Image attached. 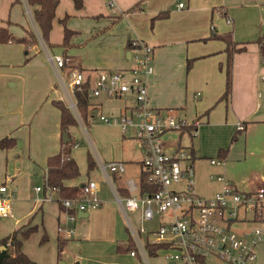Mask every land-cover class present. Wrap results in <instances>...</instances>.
I'll return each instance as SVG.
<instances>
[{"label": "crops", "instance_id": "crops-1", "mask_svg": "<svg viewBox=\"0 0 264 264\" xmlns=\"http://www.w3.org/2000/svg\"><path fill=\"white\" fill-rule=\"evenodd\" d=\"M139 2L140 6L134 7ZM161 12H167V17L152 20ZM63 19L64 25L61 23ZM7 21L10 22L9 31L16 37L25 35L31 28L29 23L36 28L23 0L21 3L0 0V24L6 27ZM64 26L75 33L67 49L60 47ZM211 31L218 34L230 32L233 41L239 44L254 42L264 33V0H186L185 3L179 0H83L80 9L74 7L73 0H58L49 34L51 48L43 42V45L29 47L30 59L25 63L23 45H0V140H16L14 148L0 149V187L5 186L12 195V202L25 208L21 219L16 222V229L37 227V231L23 241L24 253L25 242L42 233L41 239L46 238L44 243L51 238L56 240V245L58 239L67 243L76 241L74 251H77L81 264H117L118 255L115 256L114 252L127 254L130 259L127 264L142 263L126 250L116 251L117 247L126 244L129 232H121L118 218L120 215L123 219V216L112 190L124 189L129 193L128 181L138 186L144 159L132 131L122 134L116 126H107L109 129L98 126L110 136L106 139L93 132L100 149L99 160L105 164L122 162L123 173H109L110 181L103 174V181L100 175H89L82 182L79 170L77 179L65 182L68 186H83L93 181L98 187L97 195L102 206L80 216L79 223L86 226L84 232L70 239L57 233V225L62 222L59 206L53 218L55 232H39V225L35 223V217L40 213L44 226V218L46 220L48 215L43 207L55 202L37 204L34 200L35 187L42 188V195L45 193L47 159L61 150L60 112L51 103L60 100L67 105L64 88L59 82L55 84L46 62L56 75L49 59L64 53L77 69H82L93 80L97 72L126 71L132 66L127 48L130 40H141L152 46L153 72L148 78L150 107L161 113L170 111L184 120L198 118L200 121L194 136L191 131L176 132L173 136L169 132L162 138L166 153L172 154L178 148L191 153L196 193L211 197L220 191L222 185L216 181L218 175L240 192L264 188V65L258 46L250 43L245 52L233 55L231 93L227 101H220L225 89L224 44L200 41ZM41 52H44L46 62L39 57ZM190 59L195 61L187 72L186 64ZM60 73L65 79L67 74ZM115 100L120 102L118 115L129 112L134 106L131 94ZM116 101L104 96L90 99L94 111L92 118L101 115L103 109L107 115L113 116L117 111L110 105L117 104ZM238 123L242 124V130H237ZM92 124L88 125L90 131L95 129ZM129 138L136 144L138 155L135 159H131L127 152ZM77 148L78 145L71 152L76 163ZM222 150L225 153L220 158L218 154ZM213 159H221L223 163L211 164ZM128 163H136L138 170ZM37 177L40 184H36ZM256 227L261 225L249 221L233 225L238 233H251ZM124 229L126 231L127 227ZM41 239L40 247L45 245ZM255 251L256 258L249 264H264V229L263 241ZM159 254L152 259L160 260L157 264H168Z\"/></svg>", "mask_w": 264, "mask_h": 264}, {"label": "built area", "instance_id": "built-area-1", "mask_svg": "<svg viewBox=\"0 0 264 264\" xmlns=\"http://www.w3.org/2000/svg\"><path fill=\"white\" fill-rule=\"evenodd\" d=\"M108 5L113 6L110 1ZM128 44L132 66L126 71L97 72L93 80L77 69L71 70L63 79L60 73L64 61L62 56L50 57L49 60L56 69L58 82L64 88L66 101L74 110L72 114L83 129L85 124L77 110L74 92L81 90L86 79L90 84L89 99L99 96L120 98L127 94L134 97V106L129 112L118 117L97 116L89 120L90 124L99 121L106 126H116L122 134L131 130L144 156L141 167L148 173L149 180L159 188L152 195L138 197L137 186L128 181L130 197L127 198L120 197L112 190L135 247L129 255L137 257L143 264H151L145 250L146 243H150L163 246L161 256L168 264H210L209 258L225 264L253 262L256 247L263 241L264 188L255 192H240L218 175L216 181L222 185L220 191L211 197L196 193L192 181L194 167L191 153L183 148H178L172 154L166 153L162 138L166 133L180 132L184 127H192L190 131L194 136L200 121L184 120L170 111L161 113L150 107L148 78L153 72V47L137 39L130 40ZM242 129V124L238 123L237 130ZM98 162L100 171L108 181L109 173L124 172V165L120 161L105 164L98 159ZM222 163L221 159L211 160L214 165ZM81 190L80 198L58 200L55 189L46 188L42 195L41 187L34 188L37 204L56 200L61 204L62 222L57 225V233L66 239L86 230V226L79 223L82 220L80 214H87L102 206L95 182L88 181ZM11 205L12 195L5 186H1L2 219L13 218ZM156 217L160 220L156 230L135 226V221L142 225L143 222L154 221ZM247 221L261 227L254 228L251 233H238L233 229L235 223ZM142 235L147 238L142 240Z\"/></svg>", "mask_w": 264, "mask_h": 264}, {"label": "trees", "instance_id": "trees-1", "mask_svg": "<svg viewBox=\"0 0 264 264\" xmlns=\"http://www.w3.org/2000/svg\"><path fill=\"white\" fill-rule=\"evenodd\" d=\"M27 6L31 10L32 19L36 26L38 37L47 48H51L53 45L49 42V34L52 29V22L55 16V9L58 5V0H25ZM83 0H73V5L76 9L82 7ZM15 3H21V0H15ZM139 2L134 7L140 6ZM167 12H161L157 14L152 20L164 19L167 17ZM65 20L61 21L64 25ZM7 26L0 24V45L4 44H20L24 46V55L26 57L25 62L29 60V47L38 45L37 35L31 31L27 30L25 35L22 37L14 36L10 31L8 26L10 22L7 21ZM63 38L60 44L62 48H69L71 46V38L75 34L73 31L67 29L65 26L63 28ZM202 42L207 41H219L224 44V53L226 55L225 60V89L220 98V101H227L231 93V67H232V58L236 53H241L246 51V45L253 43L258 46L259 55L261 57V63L264 65V33L254 42L246 43H236L233 41L232 34L230 32L224 34H218L211 31L210 35L200 40ZM129 43V42H128ZM130 45L127 44V48ZM63 65L61 71L66 75L71 70L77 69L76 65H73L71 58L66 56L65 53L62 56ZM195 60H187V72L191 69ZM83 72L82 69H77ZM89 79H86L81 90L74 92V98L76 100L77 110L79 112L82 122L88 126L89 120L94 116V111L91 109L90 99L88 98L89 91ZM60 112V132H61V150L47 159L46 164V174L44 180L43 190L46 192V188L55 189V198L56 199H74L80 198L82 196L81 186H68L65 184L67 181L75 180L79 177V169L76 161L73 159L71 152L75 147L76 142L73 140L69 134V128L77 125V120L73 116L71 110L63 101H53L51 103ZM194 121H199L198 118ZM192 127H184L180 133L190 131ZM67 133L69 141L67 143L62 142V134ZM16 146V140L13 138H3L0 140V149L9 150ZM224 151L219 152V157H224ZM86 163H87V172L93 171L96 168V163L91 156V154L86 152ZM142 166V165H141ZM159 190L153 182L149 180V175L147 172L143 171L141 167L139 182L137 186L138 197L149 196L156 193ZM117 194L120 197L127 198L130 197V194L127 190L116 189ZM59 208L61 209V204L59 201ZM37 231V227H30L27 229L18 228L13 231L10 235L0 239V248H5L0 250V264H36L34 261L30 260L26 254L23 252V241L28 239L32 234ZM45 236L41 239V243L44 242ZM66 241H61L58 239L57 251L58 255L62 250L63 245ZM134 244L131 240L130 235L126 241V244L123 246L117 247L116 251H127L130 252L133 250ZM145 250L147 255L150 258H155L158 256L160 251L163 250V246L154 245L146 243Z\"/></svg>", "mask_w": 264, "mask_h": 264}, {"label": "rangeland", "instance_id": "rangeland-1", "mask_svg": "<svg viewBox=\"0 0 264 264\" xmlns=\"http://www.w3.org/2000/svg\"><path fill=\"white\" fill-rule=\"evenodd\" d=\"M183 3H185L186 0H179ZM25 14H26V10H25ZM27 15V14H26ZM29 26L31 28H29L28 30L33 31L37 37V31L36 28L34 27V25L29 23ZM39 40V38H38ZM41 40V39H40ZM42 41L38 42V45L40 46V44ZM43 45V44H42ZM40 58H42L43 60H46V56L44 55V52H41V54L39 55ZM30 59V57H29ZM26 60V59H25ZM24 60V62H25ZM26 63V62H25ZM47 64V68H49L50 70V75L53 78V80L55 81V84H58L57 81V77L51 67V65L46 62ZM187 66V64H186ZM187 71V69H186ZM13 82H11L12 84ZM115 99L118 98H113L114 102L116 101ZM117 102V101H116ZM67 106L69 107V103L66 101ZM120 102H117L110 105L111 109H113L114 111L116 110L117 113H113V116H109L106 114V111L103 109L101 115L98 116H104V117H118L120 115H118V109L117 106H119ZM120 107V106H119ZM71 112L74 114V110L73 108L69 107ZM118 115V116H117ZM93 126H95L94 131H90L89 130V126L84 125L85 129L82 128V126L78 123L77 125L70 127L69 128V134L71 135V137L73 138V140L75 142L78 143V148L75 150V157L78 159L77 160V165H78V169L81 170L80 174V181H86L87 177L90 176H95V175H100L101 176V181H103V175L102 173L100 174V167H99V162L98 159H100V149L98 148V145L96 144L94 138H93V132H95V134L98 137H104L105 139L110 137L106 131L102 130L101 128H105V129H109L110 127L105 126L104 124L102 125V123H100L99 121H96L92 124ZM98 126H101L98 127ZM131 130H129L127 132L130 133ZM173 133L176 132H171L169 135H172ZM175 135V134H173ZM172 135V136H173ZM129 145L127 147V152L130 155L131 159H135L138 155V151L136 149V144L132 143L134 140L132 138H129ZM133 140V141H132ZM185 140H183L184 143ZM135 142V141H134ZM85 151H88L91 156L93 157L95 163H96V168L93 171L87 172V166H86V162H85ZM81 157L83 158V160H81ZM79 161V163H78ZM128 164H132L134 165L133 168H136L138 170V165L136 163H128ZM95 180H98L97 177H94ZM41 180L37 177L36 178V184H40ZM35 184V183H34ZM13 203V202H12ZM57 206L58 204L56 202L54 203H47L44 205L43 207V211L44 213H46L48 215V218L45 220L44 218V226H42L41 224V215L40 213L36 215L35 217V223H37L39 225V232H47L48 234H51L52 232H55V220L53 218H55L54 216L57 214ZM12 208V214H13V218H6V219H2L0 217V239L10 235L13 231L16 230V222L21 219V216L24 214L23 210L25 209L22 205L18 204L17 202L13 203L11 205ZM62 217V216H61ZM118 221L120 222L121 225V232H129L128 229L125 231L124 226L127 227L126 222L124 220V218L122 219V217L119 215ZM159 218H155L154 221L152 222H143L142 225H140V222L135 221V226H137L138 228L140 226H142L143 228H145L146 230H156L158 228L159 225ZM124 225V226H123ZM45 230V231H44ZM42 233H39L38 235H34L32 236L28 241L25 242L24 245V251L27 255V257L34 261L36 264H81V260L78 258L77 255V251H74V248L76 247L75 243L76 241L71 240L68 243L66 242L65 246L63 247V249L61 250V252L58 255V251H57V245H56V240H53L52 238L49 239L48 242H43L45 245L43 246H39V241L41 239ZM147 238V236L142 235V240H145ZM113 254L118 255L117 256V264H127V262L130 260L128 255L125 253H116L114 252ZM127 255V256H125ZM159 256H161V254H159ZM150 263L151 264H157L160 263L158 261L160 260H155L150 258ZM210 264H225L223 262H219L216 261L212 258L208 259ZM82 264H84V262H82ZM135 264H142V263H135Z\"/></svg>", "mask_w": 264, "mask_h": 264}, {"label": "water", "instance_id": "water-1", "mask_svg": "<svg viewBox=\"0 0 264 264\" xmlns=\"http://www.w3.org/2000/svg\"><path fill=\"white\" fill-rule=\"evenodd\" d=\"M128 56H129V54H128ZM68 141H69V139H68L67 133H63L62 134V142L67 143ZM81 188H82V186H81ZM83 215H85V214H80V216H82V217H83ZM2 249H5V248H0V250H2Z\"/></svg>", "mask_w": 264, "mask_h": 264}]
</instances>
